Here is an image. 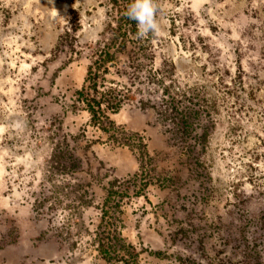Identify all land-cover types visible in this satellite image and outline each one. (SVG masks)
I'll list each match as a JSON object with an SVG mask.
<instances>
[{
	"label": "rangeland",
	"instance_id": "1",
	"mask_svg": "<svg viewBox=\"0 0 264 264\" xmlns=\"http://www.w3.org/2000/svg\"><path fill=\"white\" fill-rule=\"evenodd\" d=\"M154 3L0 0V264H264V0Z\"/></svg>",
	"mask_w": 264,
	"mask_h": 264
},
{
	"label": "clouds",
	"instance_id": "2",
	"mask_svg": "<svg viewBox=\"0 0 264 264\" xmlns=\"http://www.w3.org/2000/svg\"><path fill=\"white\" fill-rule=\"evenodd\" d=\"M155 13L154 0H132L127 15L137 22L138 36L145 37L149 33H159L160 27Z\"/></svg>",
	"mask_w": 264,
	"mask_h": 264
},
{
	"label": "trees",
	"instance_id": "3",
	"mask_svg": "<svg viewBox=\"0 0 264 264\" xmlns=\"http://www.w3.org/2000/svg\"><path fill=\"white\" fill-rule=\"evenodd\" d=\"M122 1L125 2V3L128 2L129 4L132 3V0H122ZM109 2L112 3V6H113V5H115V4L118 2V0H109ZM127 12H128V11H127ZM127 12H125V10H124V12H123V13H124V18H123V19H127V20H129L128 23H130L131 27H133V30L135 31V30H136V26H137L136 21L130 19L129 16L127 15ZM125 13H126V14H125ZM107 27H108V29L106 28V30H109L110 25H108ZM106 53H107V52H106ZM106 55H107V58L104 59V62H106V61L112 59V56H109L108 53H107ZM91 71H92V68L89 67V69H88V73H87V74H88V75L91 74ZM120 107H121L120 102H115L114 106L111 107L110 109L112 110L113 113H116V112L119 110ZM105 119H107V118H105Z\"/></svg>",
	"mask_w": 264,
	"mask_h": 264
},
{
	"label": "bare ground",
	"instance_id": "4",
	"mask_svg": "<svg viewBox=\"0 0 264 264\" xmlns=\"http://www.w3.org/2000/svg\"><path fill=\"white\" fill-rule=\"evenodd\" d=\"M50 5L52 6L54 12H56V10L59 9V8H58L59 6H58L55 2H51ZM65 9H66V8H65ZM114 115H115V114H114Z\"/></svg>",
	"mask_w": 264,
	"mask_h": 264
}]
</instances>
